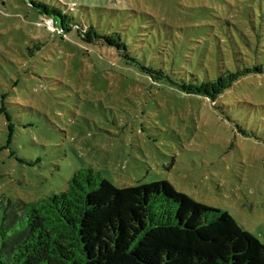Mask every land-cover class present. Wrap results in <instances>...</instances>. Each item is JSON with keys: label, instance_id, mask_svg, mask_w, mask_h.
<instances>
[{"label": "rangeland", "instance_id": "obj_1", "mask_svg": "<svg viewBox=\"0 0 264 264\" xmlns=\"http://www.w3.org/2000/svg\"><path fill=\"white\" fill-rule=\"evenodd\" d=\"M42 6L203 82L264 66V0H0V197L60 195L83 168L118 188L169 181L264 243V74L216 103L189 96L50 25Z\"/></svg>", "mask_w": 264, "mask_h": 264}, {"label": "trees", "instance_id": "obj_2", "mask_svg": "<svg viewBox=\"0 0 264 264\" xmlns=\"http://www.w3.org/2000/svg\"><path fill=\"white\" fill-rule=\"evenodd\" d=\"M42 8L57 29L74 31L88 46L117 50L126 67L153 83L212 103L242 79L264 74L254 60L235 62L203 82L197 76L180 80L136 58L120 34L103 36L61 9ZM0 264H264V243L229 212L196 201L169 181L118 188L83 168L60 195L32 203L0 197Z\"/></svg>", "mask_w": 264, "mask_h": 264}, {"label": "built area", "instance_id": "obj_3", "mask_svg": "<svg viewBox=\"0 0 264 264\" xmlns=\"http://www.w3.org/2000/svg\"><path fill=\"white\" fill-rule=\"evenodd\" d=\"M48 21H49L48 23H49L50 25L55 26V23L53 22V20H48Z\"/></svg>", "mask_w": 264, "mask_h": 264}]
</instances>
